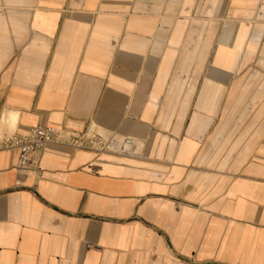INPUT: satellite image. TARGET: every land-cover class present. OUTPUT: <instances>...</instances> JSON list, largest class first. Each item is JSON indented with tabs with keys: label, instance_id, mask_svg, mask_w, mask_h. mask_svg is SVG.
<instances>
[{
	"label": "crops",
	"instance_id": "1",
	"mask_svg": "<svg viewBox=\"0 0 264 264\" xmlns=\"http://www.w3.org/2000/svg\"><path fill=\"white\" fill-rule=\"evenodd\" d=\"M252 58L264 0H0V139L47 124L134 145H49L37 174L0 150V264H264V122L224 119Z\"/></svg>",
	"mask_w": 264,
	"mask_h": 264
},
{
	"label": "built area",
	"instance_id": "2",
	"mask_svg": "<svg viewBox=\"0 0 264 264\" xmlns=\"http://www.w3.org/2000/svg\"><path fill=\"white\" fill-rule=\"evenodd\" d=\"M53 144L121 156H131L134 147L133 140L129 137L117 139L95 131L73 134L53 125L39 124L26 135L14 134L0 139V150L18 153L17 171L37 174L44 149Z\"/></svg>",
	"mask_w": 264,
	"mask_h": 264
},
{
	"label": "rangeland",
	"instance_id": "3",
	"mask_svg": "<svg viewBox=\"0 0 264 264\" xmlns=\"http://www.w3.org/2000/svg\"><path fill=\"white\" fill-rule=\"evenodd\" d=\"M33 5L34 1H31ZM38 3V2H37ZM36 6V5H35ZM225 18L223 17H216V18H203V20L206 21V23L209 24H216L220 23L224 20ZM196 20L195 17H190L189 22L194 23ZM202 18H200V21ZM221 35V34H220ZM232 33L230 34V36ZM240 66V67H239ZM209 69V70H208ZM203 74L204 76L208 71H211V65L209 66L208 64H204L203 66ZM235 76L234 79L231 80L230 84L231 86L234 84L239 83L241 86H244L245 89L247 90L244 93H241L236 99V97H231V102H229L227 105H234L236 102L239 105L238 107H235L233 109V112H228L225 113V120H230L231 126L235 127L234 130V135L237 137H242L244 136L245 130L247 132L249 131V134L251 131H253L252 135L255 137L260 136V129H259V120H262L264 122V111L263 113L260 112V107L259 105L261 104L260 102H264V64H260L255 61L254 58L250 59L247 63H241L236 65L235 67ZM193 83V82H192ZM197 83V82H196ZM199 85L202 83V81L198 82ZM222 83V82H220ZM229 87V86H228ZM263 91V95L261 97L257 96L254 98L256 93L258 91ZM236 101L234 102V100ZM225 103V102H224ZM246 111V113H244ZM244 113L243 120L240 122V117ZM261 117V119H260ZM221 116L217 118V120H222L223 119ZM256 121L254 124H257V127L252 130V128L246 129L247 125H250V120ZM227 131V130H226ZM262 133L264 134V129H262Z\"/></svg>",
	"mask_w": 264,
	"mask_h": 264
}]
</instances>
